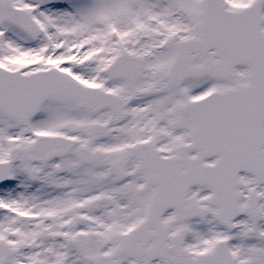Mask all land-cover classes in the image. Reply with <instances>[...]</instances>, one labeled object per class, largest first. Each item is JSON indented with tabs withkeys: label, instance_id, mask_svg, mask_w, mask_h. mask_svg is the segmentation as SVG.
<instances>
[{
	"label": "snow or ice",
	"instance_id": "snow-or-ice-1",
	"mask_svg": "<svg viewBox=\"0 0 264 264\" xmlns=\"http://www.w3.org/2000/svg\"><path fill=\"white\" fill-rule=\"evenodd\" d=\"M0 264H264V0H0Z\"/></svg>",
	"mask_w": 264,
	"mask_h": 264
}]
</instances>
